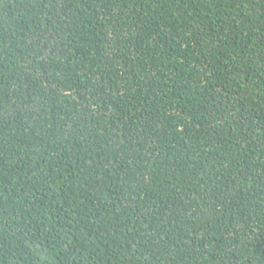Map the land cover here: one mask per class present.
<instances>
[{
    "label": "trees",
    "instance_id": "16d2710c",
    "mask_svg": "<svg viewBox=\"0 0 264 264\" xmlns=\"http://www.w3.org/2000/svg\"><path fill=\"white\" fill-rule=\"evenodd\" d=\"M0 264H264V0H0Z\"/></svg>",
    "mask_w": 264,
    "mask_h": 264
}]
</instances>
